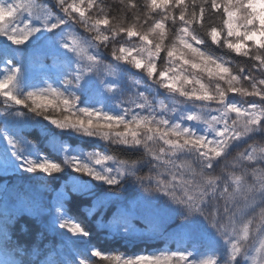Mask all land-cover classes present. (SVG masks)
Masks as SVG:
<instances>
[{"label":"snow or ice","instance_id":"1","mask_svg":"<svg viewBox=\"0 0 264 264\" xmlns=\"http://www.w3.org/2000/svg\"><path fill=\"white\" fill-rule=\"evenodd\" d=\"M0 264H264V0H0Z\"/></svg>","mask_w":264,"mask_h":264},{"label":"trees","instance_id":"2","mask_svg":"<svg viewBox=\"0 0 264 264\" xmlns=\"http://www.w3.org/2000/svg\"><path fill=\"white\" fill-rule=\"evenodd\" d=\"M34 142L41 143L42 141L38 136L33 134L31 137ZM65 142L67 144L69 152L79 153L81 151L87 152L94 149L103 150L108 147L102 141H89L88 138L78 137L73 135L71 137L65 136ZM47 154L54 160L61 161L63 159V152H56L52 150H47ZM64 178V174H60L56 179H51V185L56 186L61 183ZM9 181L20 185H28L33 183L29 181L26 176H9ZM47 198V195L45 196ZM72 215H78L73 212ZM80 218L84 220L88 229L92 232L90 238L91 244L95 245L98 249L104 251L105 253H110L114 255H121L122 257L133 256L135 254H158L160 250L174 249L176 244L166 238L159 239H125L123 237H113L108 231L99 228L95 222L96 218H85L82 214ZM49 240L56 242L59 240V237L50 235ZM207 258V257H204Z\"/></svg>","mask_w":264,"mask_h":264}]
</instances>
